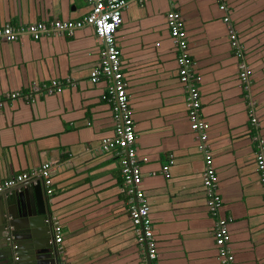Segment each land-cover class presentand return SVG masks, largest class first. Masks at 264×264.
I'll use <instances>...</instances> for the list:
<instances>
[{"label": "crops", "instance_id": "crops-1", "mask_svg": "<svg viewBox=\"0 0 264 264\" xmlns=\"http://www.w3.org/2000/svg\"><path fill=\"white\" fill-rule=\"evenodd\" d=\"M171 10L181 16L186 53L200 78L206 151L187 120L179 50L166 24ZM88 12L86 0H0V27L80 20ZM229 30L236 33L242 59L230 45ZM115 41L158 263L223 264L202 181L208 154L221 200L217 216L228 222L231 264H264V184L256 165L257 152H264V0L128 1ZM102 48L89 26L0 42V184L49 163L53 192L46 196L62 233L57 259L145 264L121 156L101 149L117 123L106 97L111 83L90 81ZM240 62L250 72L246 83L239 78ZM51 81L60 92L35 90ZM13 92L21 97L5 99Z\"/></svg>", "mask_w": 264, "mask_h": 264}, {"label": "built area", "instance_id": "built-area-1", "mask_svg": "<svg viewBox=\"0 0 264 264\" xmlns=\"http://www.w3.org/2000/svg\"><path fill=\"white\" fill-rule=\"evenodd\" d=\"M143 2L147 0H86L89 12L80 20H54L49 23H34L26 27L13 28L9 25L0 27V42H15L24 36L32 40H38L44 35L72 34L75 30L83 26L93 28L95 36L99 39L103 48L100 50L99 67L90 74V81L96 83L100 78L109 80L111 85L107 90V98L113 101V113L116 120L115 133L112 138H106L101 142V149L105 152H113L119 158L120 175L126 184V195L130 198L129 215L135 228L137 242L145 247L147 262L145 264H159L157 259V248L153 238L152 225L149 219L148 206L144 194L140 188L141 175L136 157L135 132L131 116V111L126 93V85L123 82V75L120 69L119 49L115 41V34L121 25L122 12L127 6V2ZM220 10L225 9V5L219 6ZM228 22V17L224 18ZM166 24L175 45L179 50L176 62L178 66V78L187 92L186 109L187 120L191 130L197 135L200 149L206 151V139L208 124L200 117V100L197 84L199 77L192 72L193 63L186 53L187 41L183 21L178 12L171 10L166 14ZM230 45L237 53V58L242 59V47L236 38V33L229 30ZM239 78L242 83L247 82L249 70L244 62H240ZM42 93L52 94L60 92L61 87L57 81H51L40 88L35 89ZM7 100L20 98L18 92L6 93ZM109 99V100H110ZM3 100H0L2 106ZM251 122L256 124V119L250 114ZM256 165L260 171V180L264 184V152L262 148L256 154ZM50 165L44 163L39 169L17 174L6 179L0 184V192L14 188L18 185L29 183L35 184L41 179L45 187V193L49 197L52 194ZM203 185L208 197V207L211 215L216 218L214 228L215 245L219 250V255L223 264H231L233 257L230 254L228 222L218 218V209L221 200L215 194V174L211 165L210 155H205V166L202 173ZM53 233L52 243L55 245L56 256L59 258L62 249V233L58 220H51ZM56 264H64L57 259Z\"/></svg>", "mask_w": 264, "mask_h": 264}, {"label": "water", "instance_id": "water-1", "mask_svg": "<svg viewBox=\"0 0 264 264\" xmlns=\"http://www.w3.org/2000/svg\"><path fill=\"white\" fill-rule=\"evenodd\" d=\"M41 179L0 192V264H56Z\"/></svg>", "mask_w": 264, "mask_h": 264}]
</instances>
